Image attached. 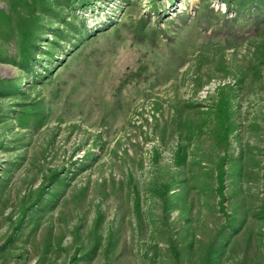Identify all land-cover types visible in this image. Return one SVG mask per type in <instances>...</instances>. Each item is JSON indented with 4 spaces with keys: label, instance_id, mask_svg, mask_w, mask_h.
<instances>
[{
    "label": "rangeland",
    "instance_id": "rangeland-1",
    "mask_svg": "<svg viewBox=\"0 0 264 264\" xmlns=\"http://www.w3.org/2000/svg\"><path fill=\"white\" fill-rule=\"evenodd\" d=\"M254 1L0 0V264H264Z\"/></svg>",
    "mask_w": 264,
    "mask_h": 264
},
{
    "label": "trees",
    "instance_id": "trees-1",
    "mask_svg": "<svg viewBox=\"0 0 264 264\" xmlns=\"http://www.w3.org/2000/svg\"><path fill=\"white\" fill-rule=\"evenodd\" d=\"M255 1H257V0H255ZM255 1H254L253 4H255ZM246 4H247V2H246V0H244V2L238 3L236 5L237 15L238 16H234V19H232V20L224 21V25L221 28L222 30H226L227 29L229 31V33H235L238 29L239 30L240 29H245L244 27H246L247 25L245 26V24L240 23V21L239 22L238 21L237 22H232V21L237 20L239 18H245L246 15L244 14L243 9L245 7H247ZM229 5H231V4H229ZM249 7L251 8V6H249ZM260 8H261V6H260ZM248 17H250L249 20H253V22H250V23L255 29H258L261 26V23L259 24V22H255V20H259L260 21L261 18H262V15L257 14V15H253L252 17L251 16H248ZM246 19H248V18H246Z\"/></svg>",
    "mask_w": 264,
    "mask_h": 264
}]
</instances>
